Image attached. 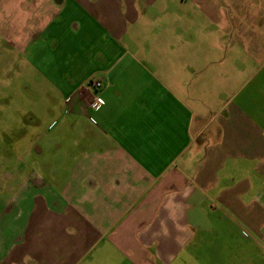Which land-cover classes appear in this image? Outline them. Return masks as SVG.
<instances>
[{"label": "crops", "instance_id": "crops-1", "mask_svg": "<svg viewBox=\"0 0 264 264\" xmlns=\"http://www.w3.org/2000/svg\"><path fill=\"white\" fill-rule=\"evenodd\" d=\"M26 65L55 153L0 157V264H264V0H0Z\"/></svg>", "mask_w": 264, "mask_h": 264}, {"label": "rangeland", "instance_id": "rangeland-1", "mask_svg": "<svg viewBox=\"0 0 264 264\" xmlns=\"http://www.w3.org/2000/svg\"><path fill=\"white\" fill-rule=\"evenodd\" d=\"M59 108L56 94L28 65L19 69L1 68L0 157H22L23 146L32 139H40L45 149L44 158L52 157L55 151L50 147L52 136H49L48 126L55 119ZM22 132L26 133L23 138ZM6 138L13 150L2 149Z\"/></svg>", "mask_w": 264, "mask_h": 264}, {"label": "built area", "instance_id": "built-area-1", "mask_svg": "<svg viewBox=\"0 0 264 264\" xmlns=\"http://www.w3.org/2000/svg\"><path fill=\"white\" fill-rule=\"evenodd\" d=\"M88 87L93 90H99L102 88V83L100 81H92L89 83ZM102 104L103 102L101 101L99 97H93L89 106L91 109L97 110L102 106Z\"/></svg>", "mask_w": 264, "mask_h": 264}]
</instances>
